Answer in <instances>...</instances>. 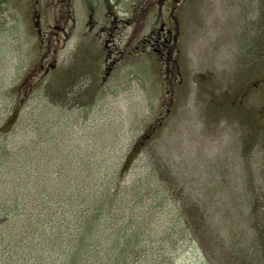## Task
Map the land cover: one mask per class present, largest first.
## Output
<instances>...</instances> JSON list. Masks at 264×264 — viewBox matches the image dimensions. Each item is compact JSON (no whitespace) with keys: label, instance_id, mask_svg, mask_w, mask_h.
<instances>
[{"label":"rangeland","instance_id":"1","mask_svg":"<svg viewBox=\"0 0 264 264\" xmlns=\"http://www.w3.org/2000/svg\"><path fill=\"white\" fill-rule=\"evenodd\" d=\"M138 1H119V17L133 20L110 36L88 32L79 7L76 29L43 44L37 30L48 28L56 6L37 24L35 0H0V116L18 103L19 132L33 131L32 109L54 92L47 84H71L58 91L52 145L84 151L79 160L122 159L135 146L164 179L166 206L158 210L154 199L152 219L207 214L223 236L209 259L239 264L238 247L255 243L248 198L264 196V0H194L179 18V38L164 45L154 39L159 28L149 30L158 12L143 15ZM150 35L156 47L141 42ZM111 37L116 45L104 42ZM42 56L55 69L34 76ZM179 254L176 264L195 260L190 248Z\"/></svg>","mask_w":264,"mask_h":264},{"label":"trees","instance_id":"2","mask_svg":"<svg viewBox=\"0 0 264 264\" xmlns=\"http://www.w3.org/2000/svg\"><path fill=\"white\" fill-rule=\"evenodd\" d=\"M52 80L51 99L32 109L33 131L19 132L18 103L0 116V264H176L183 247L194 250L189 264H213L218 224L195 211L152 219L154 199L158 210L166 206L164 179L135 146L122 159L79 160L84 151L52 145L60 135L51 115L72 86ZM248 201L255 243L238 247L237 262L264 264V196Z\"/></svg>","mask_w":264,"mask_h":264},{"label":"flooded vegetation","instance_id":"3","mask_svg":"<svg viewBox=\"0 0 264 264\" xmlns=\"http://www.w3.org/2000/svg\"><path fill=\"white\" fill-rule=\"evenodd\" d=\"M119 1L120 0H35V17L37 18V24L42 21L41 17H44V21L46 20L47 12L45 9L49 8V4L56 6V8L52 10L55 14L49 18L48 28L45 29L43 33L40 29V31L37 30L38 39L45 44L48 35L52 36V38L59 39V36L66 37L70 34L72 30L76 29L77 9L79 7H82L83 13L87 16L82 26H85L88 32H92L95 35L103 34L110 36L112 32L119 28H123L122 23L129 26L130 21L133 20V18L125 20L119 17V9L117 8L119 6ZM193 1L194 0H139V4H136L135 8H139L143 15H145L147 11L152 12L155 10L158 12V15L152 17L151 22H149L152 25L149 30L159 28V31L155 32L154 39L159 45H164L167 41L173 43V41L179 38L181 33L180 25L182 23V21L179 22V18L181 19V17H183L181 13L184 8L193 7ZM133 5L134 2H131L130 6L132 7ZM152 38L153 35L149 37L144 36L141 42L144 41L146 44L153 45L154 41L152 42ZM110 41L113 45H116V38L111 37L110 39L105 38L104 40L105 43ZM57 42H59V40H57ZM154 45L156 47V44ZM134 47L136 48V46ZM165 54L168 53L165 52ZM159 55L161 59L164 58L163 53ZM47 59L48 56L41 57L42 62L38 65L39 68L33 70L34 76L39 72L38 70L41 71V75H47L48 72L55 69L54 63L46 61ZM111 70L112 68L106 67L104 70L105 77L101 78L102 81L106 80ZM175 82L176 80H174V83ZM149 136L150 133H148L145 138Z\"/></svg>","mask_w":264,"mask_h":264}]
</instances>
